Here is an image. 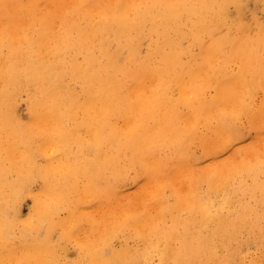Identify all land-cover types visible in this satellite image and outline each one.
<instances>
[{
    "label": "bare ground",
    "instance_id": "bare-ground-1",
    "mask_svg": "<svg viewBox=\"0 0 264 264\" xmlns=\"http://www.w3.org/2000/svg\"><path fill=\"white\" fill-rule=\"evenodd\" d=\"M244 2L0 0V264H264Z\"/></svg>",
    "mask_w": 264,
    "mask_h": 264
},
{
    "label": "rangeland",
    "instance_id": "rangeland-1",
    "mask_svg": "<svg viewBox=\"0 0 264 264\" xmlns=\"http://www.w3.org/2000/svg\"><path fill=\"white\" fill-rule=\"evenodd\" d=\"M245 6V13L248 17L254 16L259 18L260 20H264V0H245L244 2ZM230 11L234 14L235 13V7L231 6ZM20 109L22 114H26V103L25 99L23 98L20 101ZM247 140L249 139V134H246ZM41 184L40 181L34 184L33 189L37 191L40 188ZM33 200L31 196H27L23 199L22 204H21V209H22V216L27 217L29 216V211L32 207ZM77 254V251L74 250V248H71L69 251V258L73 259L75 258ZM243 257V258H242ZM256 252L253 246L248 248L247 246L242 248L241 251V261L243 264H257L256 260ZM150 264H157V262H153Z\"/></svg>",
    "mask_w": 264,
    "mask_h": 264
}]
</instances>
